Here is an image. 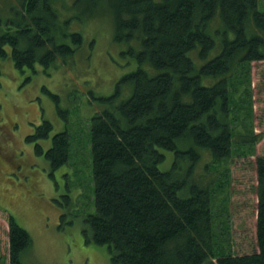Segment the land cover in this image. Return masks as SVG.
<instances>
[{
	"label": "trees",
	"instance_id": "16d2710c",
	"mask_svg": "<svg viewBox=\"0 0 264 264\" xmlns=\"http://www.w3.org/2000/svg\"><path fill=\"white\" fill-rule=\"evenodd\" d=\"M259 3L74 1L91 18L112 14L114 38L126 41L135 63L90 118L93 210L83 231L89 242L109 246L113 264H264V155L255 163L256 249L234 251L227 196L218 202L231 186L225 164L256 156L264 137L255 133L251 78L253 62H264ZM64 13L57 0H0V75L8 58L19 71L36 72L38 63L48 72L74 56L85 39L67 30ZM123 85L131 90L123 94ZM52 130L45 120L27 141L58 170L73 142L58 132L44 151L38 141ZM167 152L173 162L162 170ZM206 155L212 160L199 174ZM61 218L63 227L67 214ZM9 223V262L22 264L32 238L12 215Z\"/></svg>",
	"mask_w": 264,
	"mask_h": 264
},
{
	"label": "rangeland",
	"instance_id": "374dc122",
	"mask_svg": "<svg viewBox=\"0 0 264 264\" xmlns=\"http://www.w3.org/2000/svg\"><path fill=\"white\" fill-rule=\"evenodd\" d=\"M57 1L66 11L62 19L69 21L67 30L80 32L85 39L75 55L66 63L59 59L48 72L38 63L36 72H23L11 58L1 61L0 264H10L11 215L32 238L22 264H113L109 246L89 242L83 231L84 216L93 210L90 118L102 108L98 99L113 94L121 78L133 70L134 57L126 54V41L115 40V18L110 12L91 18L73 6L75 0ZM259 10H264V0H260ZM251 78L255 133L264 135V62H253ZM129 90L131 86L125 85L123 94ZM45 120L52 123L53 130L49 138L38 141L44 151L52 146L58 132L68 131L73 142L69 162L58 170L52 169L45 155L36 153L35 142L27 141ZM258 155H264V137L257 144L256 156L235 157L225 164L230 172V191L218 198L222 204L227 196L232 246L238 253L257 248ZM173 158L174 154L167 152L161 169L167 170ZM211 160L204 157L199 174ZM218 169L225 170L224 166ZM210 173L213 180L219 177L218 171ZM63 195L69 196V204ZM63 212L68 223L62 227Z\"/></svg>",
	"mask_w": 264,
	"mask_h": 264
},
{
	"label": "bare ground",
	"instance_id": "6f19581e",
	"mask_svg": "<svg viewBox=\"0 0 264 264\" xmlns=\"http://www.w3.org/2000/svg\"><path fill=\"white\" fill-rule=\"evenodd\" d=\"M67 61V60H66ZM196 166V165H195Z\"/></svg>",
	"mask_w": 264,
	"mask_h": 264
}]
</instances>
